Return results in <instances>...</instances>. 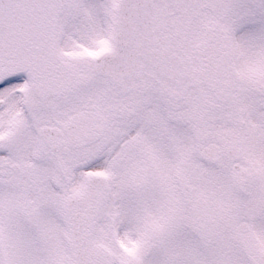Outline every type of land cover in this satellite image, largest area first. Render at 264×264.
Returning <instances> with one entry per match:
<instances>
[{
  "label": "snow or ice",
  "instance_id": "1",
  "mask_svg": "<svg viewBox=\"0 0 264 264\" xmlns=\"http://www.w3.org/2000/svg\"><path fill=\"white\" fill-rule=\"evenodd\" d=\"M0 264H264V0H0Z\"/></svg>",
  "mask_w": 264,
  "mask_h": 264
}]
</instances>
